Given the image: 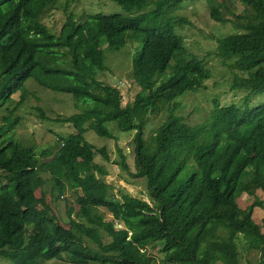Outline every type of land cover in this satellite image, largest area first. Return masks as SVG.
I'll list each match as a JSON object with an SVG mask.
<instances>
[{
    "label": "trees",
    "instance_id": "obj_1",
    "mask_svg": "<svg viewBox=\"0 0 264 264\" xmlns=\"http://www.w3.org/2000/svg\"><path fill=\"white\" fill-rule=\"evenodd\" d=\"M58 1L0 0V111L19 92L20 104L26 101L31 78L85 105L84 112L58 120L71 123L75 132L60 141L54 155L4 140L20 124L14 114L0 127V172L6 179L0 186V259L11 264H46L63 256L70 264H245L246 251L264 264V222L261 227L253 219L264 201L239 207L244 195L264 193V102L251 108L216 100L210 119L197 126L170 110L152 139H145L148 115L159 114L179 95L208 88L213 76L164 20L166 10L189 0H111L128 15L87 16L81 22L69 15L56 36L41 20ZM238 1L245 15L232 25L241 33L218 40V57L234 71L233 90L248 91V98L264 94V0ZM212 18L231 23L219 10ZM129 44H137L133 80L140 90L133 103L123 105L120 87L99 80V73L108 72L105 47L118 52ZM111 127L135 132L132 176L147 180L149 202L122 191L116 195L106 181L108 171L98 157L109 162L110 155L86 133L116 139ZM118 154L116 164L129 172L128 155L119 147ZM189 164L190 176L181 179ZM41 169L55 178L60 195L65 186L82 193L79 213L68 226L35 205L34 176ZM158 247L164 255L160 261L151 254Z\"/></svg>",
    "mask_w": 264,
    "mask_h": 264
},
{
    "label": "rangeland",
    "instance_id": "obj_2",
    "mask_svg": "<svg viewBox=\"0 0 264 264\" xmlns=\"http://www.w3.org/2000/svg\"><path fill=\"white\" fill-rule=\"evenodd\" d=\"M128 5V3H127ZM214 10H219L221 19L231 22L224 25L212 18ZM151 11V9L149 10ZM69 15H74L81 22L87 16L94 15H128L123 7L111 0H59L42 18V23L56 36L63 28ZM245 15V8L238 0H189L185 1L176 10H166L164 20L172 22L176 33L184 39V45L190 56L205 61L213 72L212 78L207 82L208 88L196 92H188L176 97L169 106L162 108L157 115H148L145 139L149 141L156 134L158 128L166 121L170 110H174L176 116L183 117L190 126H197L210 119L215 108V101L219 100L222 106L235 104L240 107L248 105L255 107L264 102V94H254L247 98L248 91L233 90L232 80L234 71L229 65L223 63L218 57V40H224L230 36L240 34L232 25L236 17ZM182 21V22H181ZM137 44H129L121 51L115 52L104 48L106 73H99V80L107 84L118 86L123 96V105L133 103L140 90L139 85L133 80V56ZM29 94L23 104L21 92L15 94L12 103L6 105L0 111V127L5 125V118L12 114L14 119L20 118V124L15 131L10 132L6 139L13 138L21 142L25 147L34 148L39 154L51 152L56 154L60 148V141L66 139L75 129L71 123L58 121L85 111L84 103L77 102L69 93L56 92L40 85L35 78L27 82ZM116 139L103 138L90 130L86 133L87 140L97 148H106L111 161L106 162L102 156L98 161L108 171L106 181L114 186V193L122 191L125 195L149 202L150 195L146 179L134 178L136 172L135 156L130 144L135 132L120 133L116 127H111ZM119 138V139H118ZM4 140H1L3 142ZM118 147L129 157L130 171H125L116 164L120 160ZM262 146H257L259 151ZM192 164L181 175V179L190 176ZM6 183L5 174L0 172V186ZM37 203L39 210L46 211L49 215L58 219L60 224L68 226L72 219H76L80 210V190H73L65 186L62 195L56 188L55 178L46 170H38L34 176ZM256 199L264 201V193L258 192L256 198L244 195L239 200V207L243 210L252 206ZM107 221L112 217L103 210ZM254 221L263 227L264 210L254 211ZM116 228L121 229L116 226ZM264 233V228H263ZM158 247L151 251L159 261L164 257ZM242 251V248L240 246ZM245 264H257L259 256L254 253L244 252ZM65 256L46 264H70ZM0 264H11L0 259Z\"/></svg>",
    "mask_w": 264,
    "mask_h": 264
},
{
    "label": "built area",
    "instance_id": "obj_3",
    "mask_svg": "<svg viewBox=\"0 0 264 264\" xmlns=\"http://www.w3.org/2000/svg\"><path fill=\"white\" fill-rule=\"evenodd\" d=\"M118 227H120L121 229H123V225H117Z\"/></svg>",
    "mask_w": 264,
    "mask_h": 264
}]
</instances>
